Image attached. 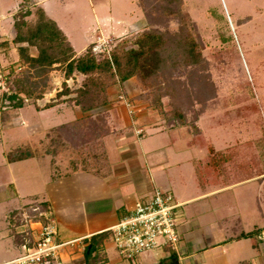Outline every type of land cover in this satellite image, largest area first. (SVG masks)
<instances>
[{
  "label": "crops",
  "instance_id": "0c3cea01",
  "mask_svg": "<svg viewBox=\"0 0 264 264\" xmlns=\"http://www.w3.org/2000/svg\"><path fill=\"white\" fill-rule=\"evenodd\" d=\"M35 4L47 14L41 5ZM47 16L51 18L48 14ZM108 19L112 17L102 18L103 21ZM120 21L122 20H115L116 23ZM143 21L142 12V18L129 22L128 26L143 27L145 25ZM55 23L70 42L75 54L81 53L88 47L95 35V33L85 35L84 43L79 50H76L68 35L58 25V21ZM12 32L13 27L11 36ZM217 98L218 96L215 95L213 99L205 101L197 123L205 115L208 116L209 122L212 121L210 119L214 118V115L208 114L210 110L208 104L212 100L216 101ZM50 100L55 99L42 97L36 100L35 108L38 111L43 109L41 107ZM227 103L232 104L231 109L239 107L237 101H223L219 109L222 115L227 111ZM51 107H57L59 112L70 111L72 115L67 122L81 116L80 112H76L79 110L78 107L67 105L65 102ZM235 114L232 119L220 121L217 119L222 134L220 142H229L217 148L209 145V139L198 124L199 132L205 139L206 145L193 144L191 134L186 127H166L161 124L162 121L157 120L154 114L147 117L145 121L143 115L146 113L139 109L135 110L136 118H130L128 124L119 121L113 113L108 115V120L114 127L112 132L101 137L95 147L86 148L87 152L81 156L86 160L78 165L72 159L65 162L62 152L59 153L65 148H71L69 144L60 143L53 155L46 153V148H44L41 156L52 155L48 161L57 167L54 172L57 176L52 175L50 168L47 174L48 179H43L41 184L38 183L37 190H34L33 185L28 186L27 183L22 182V195L29 201L28 203H39L36 199H41L44 206L40 207V212L37 214L35 209L27 210L30 216L26 220L24 218L16 220L10 217L11 220L6 226L14 225L19 230L0 232V264L16 258L24 248L34 242L39 231V224L36 220H44V217L52 218L55 222L54 241L62 244L59 248V255L63 264H80L89 241L100 234L104 236L99 244V253L102 257L99 264H129L117 254L107 228L121 216L128 214L137 202L150 197L154 188L171 193L179 204L175 212L177 232L180 238L179 251L175 252L164 247L158 251L143 252L136 257L134 264H264V243L261 244V241L264 242V226L249 223L244 215L248 210H252L253 202H257L256 197L253 200L249 191L253 188L251 183L257 182V190L261 188V192L264 193V170H262V165H257L260 161H256L258 157L256 158L255 155V151H258L259 138L254 139L252 145L249 144L250 139L248 145L244 146L246 147L245 152H241L244 147L238 146L237 141L231 143L230 134L239 136L236 124L239 121L237 111ZM31 127L35 128V126ZM54 127H49V130ZM209 127L212 128L213 125ZM249 127L246 126L245 129L248 138L251 134L248 133ZM27 146L35 148L33 155L9 162L6 157L8 152H6L4 154L6 161L13 164L40 156L35 143L32 142ZM192 146L198 149L207 146L208 153H203L198 157L186 155L188 151H183V148ZM210 149L223 153L226 158L216 159L215 157L213 162H207L208 170H206V166H202L201 163L206 162ZM247 151L253 155L256 169L253 168L242 176H235L239 171L240 155L247 154ZM66 165L68 169L62 172L64 174L60 173L59 167L63 168ZM201 169L205 172L203 177L199 173ZM225 176L227 181L223 183ZM30 178H33V175H30ZM30 181L32 184L33 180ZM12 182L13 191L19 193L17 181L12 178ZM242 186L245 187L244 192H225ZM41 189L43 190L41 193L45 191L44 196H38ZM221 193H227V199L226 196L221 197L220 195H223ZM243 196L248 199V202L239 203L237 198L240 199ZM228 198L232 200L230 213H226ZM35 208L39 209V206ZM257 210L261 213L263 211L259 203H257ZM33 214H36V219L32 217ZM257 226L263 231L258 235L259 242L254 247L249 238L242 237V233L249 232ZM228 227L231 233H228ZM70 241L72 243H69ZM10 248L17 251V255Z\"/></svg>",
  "mask_w": 264,
  "mask_h": 264
},
{
  "label": "rangeland",
  "instance_id": "374dc122",
  "mask_svg": "<svg viewBox=\"0 0 264 264\" xmlns=\"http://www.w3.org/2000/svg\"><path fill=\"white\" fill-rule=\"evenodd\" d=\"M162 2L163 0H0V73L7 77L5 81L8 91L11 93L15 92L8 71L19 62L17 49L10 41L11 28L13 27L11 16L18 9L23 7L33 8V6H36L35 3L41 5L51 18L56 22L58 21V25L68 35L76 50H79L84 43L85 39L83 37L85 35L89 36L95 33L92 42L88 45L90 50L92 51L95 41H103L106 50H108V54L104 51L103 55L101 54L98 57L94 55L99 62L109 59L111 45L124 38L127 34L137 32L142 28H132L128 24L142 18L143 11L150 10L153 14L150 17L161 20V22L156 24L160 31L165 30L177 36L181 30V23L185 24L183 28H187L189 33L193 34L197 44L201 46L200 57L203 60L201 59L199 62L203 63V65L201 66L197 63L199 66L197 64L196 66L191 62L182 61L183 58L176 59V63H173V65L168 64V66L170 65V73L168 75L165 74V76H159L154 85L159 87L157 89L159 92L156 91V93L160 94L157 97L158 99L155 96L154 87H141L134 77L122 83L111 85L107 89L108 103L103 106L100 112L104 110L109 116L113 113L119 121L128 124L130 118H136L135 110L139 109L141 112L146 113V115H143L145 121L147 117L154 114L157 120L162 121V125L168 127L161 113L166 108L164 105L166 95L161 93L165 89L166 78L171 79L169 84H173L175 88L185 85L190 86V71L201 67L198 71H200V74L205 73L209 76L216 96H218L216 101L212 100L208 104L210 106L209 112L207 111L208 114L214 115V118L210 119L212 121L209 122L207 115L201 117L198 123V118L195 120V124L199 125L204 135L209 139V145L217 148L220 145L229 143L220 142L222 134L217 123V119L219 121L232 119L236 115V111L239 113L238 109L235 107L231 109L230 105L232 104L228 105L227 103V111L223 112L222 115L219 111L221 103L229 100L232 102L237 101L238 106L250 103H254L257 106L255 112L247 109L248 112L244 113L245 109H243V113L238 114L239 121L236 124L239 136L238 134H230L229 138L232 139L230 142L237 141L238 146L244 147L248 145L250 139V145L254 143V139L259 138L261 142L264 141V0H173L168 5L170 8L179 5L180 12H182L180 21L178 16L175 15L164 14L165 18L161 14L158 17V8L154 9V7L159 6L162 11ZM106 16L112 17L113 20L103 21L102 18ZM117 19L122 21L116 23L115 20ZM143 23H145V19ZM124 32H126L125 35L123 34ZM4 38H7V40H4ZM2 41L7 44H1ZM130 45V42L126 40L120 43V47L123 48H129ZM23 69L22 66L15 67L13 73L20 74ZM84 78L83 74L76 72L64 78L63 70L60 67H54L48 73V82L42 97L45 99L54 98L56 92L62 89L63 82L71 89L63 97H73L75 96L74 89L80 86ZM1 94H6V91H1L0 88V232H6V230L15 232L19 229L14 225L6 226L11 220L10 217L12 216L16 220L23 218L26 220L27 216H30L27 213V209H25V205L29 204V201L22 195L23 184L33 185L35 187L34 190H37L38 183L41 184L43 179H48L47 174L50 172V168L52 175L57 176L54 174L57 167L48 161L53 154L51 153V156H41L43 149L47 147L51 139L50 134L52 132L49 127L69 121L72 113L70 111L59 112L57 107L38 111L35 108L37 101H30L22 107L13 108L4 103L5 96L2 97ZM247 95L251 97L245 99ZM125 101L129 103V106L125 105ZM65 103L73 106L69 102ZM183 107L187 113L192 110L190 107H193L197 112V100L194 99L193 103L191 102V106L190 104H185ZM76 112H80V110ZM209 125H213V127L210 128ZM31 126H35V128ZM246 126L251 127V129L250 127L248 129V133H251L249 138L245 133ZM179 127H186L190 133L188 126ZM111 128H114L113 125H111ZM32 142L37 145L40 156H35L34 159L26 162L13 164L6 161L4 157L6 152L23 148ZM181 145H183L182 142ZM245 148L241 149V152H245ZM184 150L188 151L186 155H191L192 157L208 153L207 146L201 149L194 146L190 148L184 147ZM61 152L65 162L72 159L78 165L81 161L86 160L81 157L87 152L86 149L79 150L71 147L65 148L59 153ZM255 155L257 156L256 151ZM240 159L243 163L238 160L239 171L235 176L239 177L250 172L253 168L256 169L253 155L248 151L247 154L240 155ZM66 169H68L67 165L63 168L59 167L58 170L62 173ZM30 175H33V178H30ZM12 178L17 181L19 193L13 191ZM30 180H33L32 184ZM223 181V183L227 181L226 176ZM22 182L24 183L22 184ZM251 185L253 188L248 190L253 200L256 197L257 202H253L252 210H248L245 214L242 211V214L248 218L249 223L264 226V193L261 192V188L259 191L257 190V182H252ZM41 188L43 189V186ZM42 189L38 196H44L45 191L41 193L44 190ZM244 191L245 187L242 186L225 192L240 193ZM221 194H223L220 195L221 197L226 196L227 199L228 196L225 193ZM36 200L39 203L43 202L41 199ZM237 200L239 203L248 202L245 196L240 199L237 198ZM227 202L228 210H226V213H230L232 200L228 198ZM257 203L262 207V213L257 210ZM227 230L228 233H231L229 227ZM259 238L261 239L260 236ZM263 243L261 241V244ZM10 249L14 251L12 248ZM23 251H25V248ZM16 252L14 251V253ZM123 261L131 264L127 260L123 259Z\"/></svg>",
  "mask_w": 264,
  "mask_h": 264
},
{
  "label": "trees",
  "instance_id": "16d2710c",
  "mask_svg": "<svg viewBox=\"0 0 264 264\" xmlns=\"http://www.w3.org/2000/svg\"><path fill=\"white\" fill-rule=\"evenodd\" d=\"M172 1L163 0L162 11L159 6L153 7L154 9L158 8V17L161 14L164 17V14L175 15L178 16L180 21L182 12H180L179 5L170 8L168 4ZM146 11H143L145 25L139 31L129 33L122 38L124 41L130 42L129 48L120 47L123 40L119 39L118 42L111 45L110 59L101 62L96 59L89 48L90 46L86 47L81 53L75 54L62 30L40 6L23 7L12 14L13 34L10 41L17 49L19 62L8 71L15 92L9 96L2 95V97L5 96V98L10 99L9 106L19 108L24 105L21 99L16 100L19 94L27 97L29 102L41 99L48 82V73L54 67H60L63 70L64 78L75 72L85 76L80 86L74 89L75 96L63 97L71 91L63 82L62 89L56 92L53 98L55 100H50L41 107L45 109L65 101L78 107L81 112L79 118L51 129V139L45 149L46 153L54 154L60 143L69 144L74 149L79 150L92 148L95 147L101 137L112 132L108 113L104 110L100 112L103 106L108 103L107 89L111 85L122 83L134 77L141 87H154L157 98L160 96L159 93H156V91L159 92L157 90L159 87L154 85L159 76L170 73V65L168 66V64L173 65V63H176V59L183 58L182 61L185 60L194 65L197 63L203 65L199 62L201 59L203 60L200 57L201 46L197 44L193 34L189 33L187 28H183L184 23H181L179 34L174 36L168 31H160L156 24L161 20L153 19L150 17V15H153L151 11ZM1 44L6 45L7 43L2 41ZM18 66H22L24 69L20 74H14V69ZM200 68L190 71V86L185 85L175 88L173 84H169L171 79L166 78L165 89L161 92L162 95H166L164 104L166 108L161 113L168 127L188 126L191 133V142L206 145L195 120L202 113L205 101L213 99L216 93L209 76L205 73L200 74V71H198ZM248 97L250 95H247L245 99ZM194 99L198 103L197 112L193 107H190L192 110L187 113L183 106L185 104L191 106ZM243 109H245L244 113L248 112L247 109L255 112L257 106L254 103L243 104L238 107V112L242 114ZM257 148L256 158L258 157V160L256 161H260V164L257 163V165H262V170H264V141L261 142L259 139ZM34 153L35 148L27 146L8 152L6 157L9 162H12L25 159ZM215 157L216 159L219 157L226 158L223 153L210 149L206 157L207 160H205L206 164L201 163V165L206 166L205 169L208 170L207 162H213ZM203 169L199 171L201 176L205 173ZM36 206H39V209L35 208ZM41 206H44V203H29L25 205V209L30 211L35 209L34 211L37 214L40 212ZM36 214L32 215L34 219H36ZM262 231L263 229L257 226L249 232L242 233V237L249 238L252 245L256 247L259 242L258 235ZM103 236L100 234V236L98 235V237L89 241L80 264H99L101 262L99 244L103 240Z\"/></svg>",
  "mask_w": 264,
  "mask_h": 264
},
{
  "label": "built area",
  "instance_id": "2783aa9c",
  "mask_svg": "<svg viewBox=\"0 0 264 264\" xmlns=\"http://www.w3.org/2000/svg\"><path fill=\"white\" fill-rule=\"evenodd\" d=\"M104 51L108 54L104 42L95 41L92 46L93 54L98 57L103 55ZM6 79V75L0 73L1 91L5 90L6 95L9 96L14 92L8 91ZM4 99V103L9 105L10 99L8 97ZM18 99L24 104L29 103V99L24 95L19 94L16 97V100ZM125 105L129 106V103L125 101ZM178 205L171 193L154 188L150 197L137 202L128 214L121 216L107 228L117 254L134 264L136 257L143 252L158 251L164 247L178 252L180 238L175 220ZM39 216L43 217L41 214ZM28 218L29 216L26 219ZM36 221L39 224L38 237L19 256L4 264H63L59 255L62 244L54 241L56 234L54 220L44 217V220Z\"/></svg>",
  "mask_w": 264,
  "mask_h": 264
}]
</instances>
